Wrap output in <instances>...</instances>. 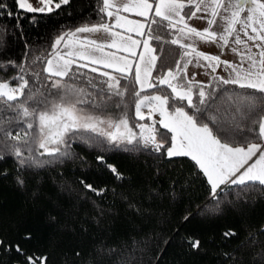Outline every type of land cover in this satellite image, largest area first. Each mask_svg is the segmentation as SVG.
I'll use <instances>...</instances> for the list:
<instances>
[{
  "label": "snow or ice",
  "instance_id": "6c2138e0",
  "mask_svg": "<svg viewBox=\"0 0 264 264\" xmlns=\"http://www.w3.org/2000/svg\"><path fill=\"white\" fill-rule=\"evenodd\" d=\"M35 3L40 6L33 0H12L9 7L0 0V14L15 19L19 27L26 18L22 13L51 14L70 0ZM186 8L192 9L190 14ZM96 12L97 23L66 30L62 26L50 50L32 61L43 65L41 69L29 72L23 64L0 62L5 73L9 67L19 69L10 79L0 77V149L21 165L32 160L34 151L68 156L69 142L85 137L129 153H161L165 142L157 139L159 124L171 134L167 157H190L207 178L212 200L218 202L225 189L264 186V0H100ZM121 13H134L143 21ZM192 19L207 26H192ZM30 22L39 21L33 17ZM161 28L169 39L158 34ZM96 34L101 38H94ZM153 41L180 49L174 67L156 76L159 57ZM200 43L214 44L220 54L201 51ZM225 49L237 59H222ZM190 66L202 69L207 81L198 80L195 72L189 75ZM29 74L38 87L30 85ZM121 80L137 86L131 123L125 103L128 86H121ZM164 87L170 92L145 94ZM157 113L158 120L153 118ZM146 118L150 123L143 122ZM249 133L260 142L249 140ZM234 235L224 233L226 238ZM188 242L194 249L200 246L199 240ZM26 260L45 264L46 257Z\"/></svg>",
  "mask_w": 264,
  "mask_h": 264
},
{
  "label": "trees",
  "instance_id": "16d2710c",
  "mask_svg": "<svg viewBox=\"0 0 264 264\" xmlns=\"http://www.w3.org/2000/svg\"><path fill=\"white\" fill-rule=\"evenodd\" d=\"M3 2L12 5V0ZM99 6L100 0H70L51 14L22 13L26 18L19 27L0 14V62L23 64L29 72L41 69L32 61L50 50L62 26L99 22ZM33 17L39 22H30ZM156 31L169 39L162 28ZM152 44L159 57L154 75L174 67L180 49ZM18 71L9 67L0 77L10 79ZM26 78L34 85L30 74ZM121 86H128L131 123L137 86L128 80H121ZM155 91L167 94L170 89L146 93ZM157 128V139L165 142L162 154L129 153L85 137L69 142L68 156L34 151L32 160L21 165L0 149V264H28L26 257H46L45 264H264V186L225 189L218 202L212 200L203 172L190 157L168 158L171 134ZM248 139L258 140L253 133ZM229 231L235 235L226 238ZM190 239L199 240V248H192Z\"/></svg>",
  "mask_w": 264,
  "mask_h": 264
},
{
  "label": "rangeland",
  "instance_id": "374dc122",
  "mask_svg": "<svg viewBox=\"0 0 264 264\" xmlns=\"http://www.w3.org/2000/svg\"><path fill=\"white\" fill-rule=\"evenodd\" d=\"M57 2H58V0H57ZM33 4H34V6H36V7H39L40 5L39 4H36L35 3V0H33ZM192 10V9H191ZM191 12V11H190ZM190 12L189 13H186V14H190ZM122 15H126L129 19H133V20H141V21H143V18H141V17H138V16H136L134 13H121ZM198 15H202V14H198ZM97 23V22H96ZM189 23L192 25V26H195V27H197V28H203V27H206L207 25H206V22L204 21V20H201V19H192V20H190L189 21ZM76 27H78V26H76ZM132 35L135 37V33H132ZM94 38H101V34H96V36L94 37ZM152 46H153V44H152ZM154 47V46H153ZM198 47H199V49L201 50V51H204V52H206V53H211V54H219V49L214 45V44H208V43H200L199 45H198ZM225 50H227V49H225ZM137 51H139V49L137 50ZM121 54H123V53H121ZM224 59H228V60H235L234 59V57H233V55L230 53V51L229 50H227V53H226V55H224ZM196 70H198L197 68H195ZM199 70H201V72L203 73V70L202 69H199ZM153 75H154V73H153ZM189 75H191V74H189ZM154 76H156V75H154ZM206 78H208V77H206ZM5 80H7V79H5ZM15 84L16 83H12V86H15ZM146 94H149V95H151V94H161V95H164L163 93H161V92H159V91H155V92H151V93H146ZM144 111L146 112L147 111V109H144ZM153 118L154 119H159V115H158V113L157 114H154V116H153ZM143 122H148V123H150V121H148V120H146V121H143ZM168 146H170V144L168 145ZM167 146V147H168Z\"/></svg>",
  "mask_w": 264,
  "mask_h": 264
},
{
  "label": "crops",
  "instance_id": "0c3cea01",
  "mask_svg": "<svg viewBox=\"0 0 264 264\" xmlns=\"http://www.w3.org/2000/svg\"><path fill=\"white\" fill-rule=\"evenodd\" d=\"M96 23V22H95ZM81 24H79V25H77V26H80ZM220 51V50H219ZM226 53H227V50H225V54L224 55H226ZM219 54H220V52H219ZM224 55L221 57L222 59H224L225 57H224ZM234 57V59L236 60L237 59V57H235V56H233ZM235 60H233V61H235ZM193 72H195V73H197V76H196V78L198 79V80H203V81H207V79L208 78H206L207 76H205V75H203V73L201 72V70H196L195 68H193V67H191L190 66V68H189V74H191V73H193ZM218 72H220V74L221 75H224V73L222 72V71H220L219 69H218ZM158 120V119H157ZM254 142H260L259 140H256V141H254Z\"/></svg>",
  "mask_w": 264,
  "mask_h": 264
}]
</instances>
